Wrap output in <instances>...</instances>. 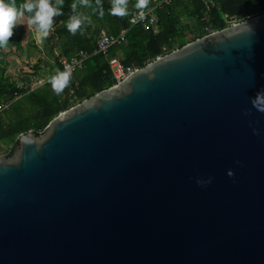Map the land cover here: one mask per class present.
Wrapping results in <instances>:
<instances>
[{"label": "water", "instance_id": "water-1", "mask_svg": "<svg viewBox=\"0 0 264 264\" xmlns=\"http://www.w3.org/2000/svg\"><path fill=\"white\" fill-rule=\"evenodd\" d=\"M226 20L0 155V264H264V13Z\"/></svg>", "mask_w": 264, "mask_h": 264}, {"label": "trees", "instance_id": "trees-1", "mask_svg": "<svg viewBox=\"0 0 264 264\" xmlns=\"http://www.w3.org/2000/svg\"><path fill=\"white\" fill-rule=\"evenodd\" d=\"M156 1L162 2L157 10L156 26L146 29L131 27L130 24L131 15L141 9L136 7L137 0H127V14L123 16L111 14L113 0H62L61 14L53 17V35L49 38L53 63L46 68L40 59L30 70L46 71L54 76L61 71L63 58L69 60L81 50L92 55L83 69L70 76L67 86L60 93L53 90L50 81L31 90L28 84L31 74L21 81L12 78L0 58V101L11 102L10 107L0 114V140L9 141L8 145L16 144L21 133L29 130L40 133L62 111L116 84L108 59L101 53H95L97 37L102 29L120 33L128 28L127 42L113 46L109 57L119 56L126 65L140 68L208 34L207 27L212 31L225 28L230 24L227 16L242 21L264 13V0H147L144 8ZM15 2L19 5L24 0ZM74 3L76 11L88 16L89 22L82 24L73 34L67 29V22L74 14ZM16 32L15 27L6 46L14 42ZM56 49L57 54L54 52ZM71 89L74 90L72 94ZM12 154L13 147L8 155Z\"/></svg>", "mask_w": 264, "mask_h": 264}, {"label": "clouds", "instance_id": "clouds-1", "mask_svg": "<svg viewBox=\"0 0 264 264\" xmlns=\"http://www.w3.org/2000/svg\"><path fill=\"white\" fill-rule=\"evenodd\" d=\"M61 3L62 0H56L55 3H52L51 0H24L23 3L17 5L15 0H0V47H4L10 42V37L13 36V29L20 25L19 22L25 13L28 14L27 26L28 28L35 26V34L39 43L41 38L48 36L53 24V17L61 14ZM146 5L147 0H137V8L142 9ZM72 8L74 14L67 22V29L74 34L82 24L89 22V17L77 12L75 3ZM110 11L112 15H126L127 0H113ZM70 76L71 72L67 66L65 70L57 71L50 78L53 90L57 93L62 92L64 87L67 86ZM228 174L231 175L232 173L229 172Z\"/></svg>", "mask_w": 264, "mask_h": 264}, {"label": "built area", "instance_id": "built-area-1", "mask_svg": "<svg viewBox=\"0 0 264 264\" xmlns=\"http://www.w3.org/2000/svg\"><path fill=\"white\" fill-rule=\"evenodd\" d=\"M161 5V1H156L154 5L148 8H142L138 11H135L130 17L131 27L141 26L146 29L155 28L157 23V10L161 7ZM207 30L209 31L208 33L213 32L208 27ZM127 32L128 28H124L120 33H112L102 29L97 37V49L95 53H101L108 59L110 68L116 80V84L123 81L126 77L139 68L134 65H126L119 56L109 57L110 49L113 46L127 42ZM91 55L92 54L88 51L81 50L69 60L63 58L61 60L63 66L61 71L65 70V67L67 66L70 69L71 76L74 75L77 70L83 69L85 67L86 62L91 57ZM30 74L31 78L28 84L31 90L44 86L50 81V78L52 77V75L46 71L45 73L31 71ZM73 92L74 90L71 89L70 93L72 94ZM10 105V101H0V114L8 109Z\"/></svg>", "mask_w": 264, "mask_h": 264}, {"label": "rangeland", "instance_id": "rangeland-1", "mask_svg": "<svg viewBox=\"0 0 264 264\" xmlns=\"http://www.w3.org/2000/svg\"><path fill=\"white\" fill-rule=\"evenodd\" d=\"M27 19L28 16L25 14L19 22L20 25L16 26L17 32L14 42L0 49V58L4 60L7 74L19 81L31 73V66L35 65L40 59L46 68H49L53 63V54L50 50L51 41L49 40L53 35V25L49 30L48 36L41 38L38 43L35 26L28 28ZM54 52L57 54L58 49ZM8 142L0 140V155L10 151L15 145L14 143L8 145Z\"/></svg>", "mask_w": 264, "mask_h": 264}]
</instances>
